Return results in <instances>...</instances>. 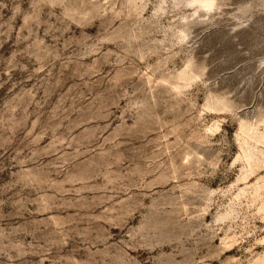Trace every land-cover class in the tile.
<instances>
[{"label":"rangeland","instance_id":"rangeland-1","mask_svg":"<svg viewBox=\"0 0 264 264\" xmlns=\"http://www.w3.org/2000/svg\"><path fill=\"white\" fill-rule=\"evenodd\" d=\"M0 264H264V0H0Z\"/></svg>","mask_w":264,"mask_h":264}]
</instances>
